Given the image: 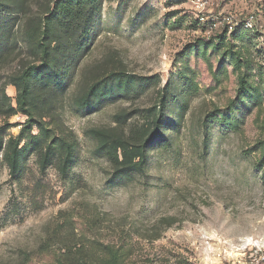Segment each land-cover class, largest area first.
Returning a JSON list of instances; mask_svg holds the SVG:
<instances>
[{
	"label": "rangeland",
	"instance_id": "374dc122",
	"mask_svg": "<svg viewBox=\"0 0 264 264\" xmlns=\"http://www.w3.org/2000/svg\"><path fill=\"white\" fill-rule=\"evenodd\" d=\"M250 17L252 29L234 32ZM221 38L223 51L243 53L264 91V0H103L57 109L78 144L69 175L39 172L31 156L16 182L0 162V264L97 262L109 253L119 264H264V92L240 108L231 129L214 115L235 99L238 72L214 52L208 61L190 53L182 60L190 46ZM26 61L21 49L5 58L0 89ZM107 71L138 79L136 93L76 110L81 88ZM170 81L187 105L178 132L170 128L171 142L151 148L143 173L112 181L90 131L133 139ZM5 93L14 106V89ZM173 106L175 119L181 104ZM25 119L0 115L4 135L16 137Z\"/></svg>",
	"mask_w": 264,
	"mask_h": 264
},
{
	"label": "trees",
	"instance_id": "16d2710c",
	"mask_svg": "<svg viewBox=\"0 0 264 264\" xmlns=\"http://www.w3.org/2000/svg\"><path fill=\"white\" fill-rule=\"evenodd\" d=\"M102 8L103 0H0V64L20 49L29 59L5 78L0 89V115L9 118L20 113L26 118L16 137H6L5 127H0V162L6 165L12 180L21 181L31 156L39 172L54 167L61 177L69 175L78 144L74 135L63 127L57 109L66 90V81L88 51L91 35L100 25ZM243 30L247 31L238 26L234 32L241 34ZM222 44V38L215 45L205 41L195 44L189 47L182 60L190 53L208 61L214 52L219 61L225 60L238 72L235 99L222 111L216 110L214 115L218 123L235 130L240 108L248 110L250 105L261 102L264 91L253 81L243 53L233 48L223 51ZM208 50L211 52L207 53ZM188 81L189 87L195 90L194 83ZM137 82L138 79L125 71L103 72L81 88L73 100L74 107L80 112L94 110L111 97L136 93ZM6 86L15 91L14 106L5 93ZM181 96H184V89H174L171 81L164 85L157 103L147 111L145 125L133 139L126 140L113 130L90 131L96 142V152L110 164L112 181L131 180L133 174L143 173L151 148L171 142L168 131L171 128L178 132L187 106L180 101ZM175 104L181 107L174 119L170 109ZM260 156L259 161L264 163V148ZM57 263L119 264V257L109 253L97 262L69 258Z\"/></svg>",
	"mask_w": 264,
	"mask_h": 264
},
{
	"label": "built area",
	"instance_id": "2783aa9c",
	"mask_svg": "<svg viewBox=\"0 0 264 264\" xmlns=\"http://www.w3.org/2000/svg\"><path fill=\"white\" fill-rule=\"evenodd\" d=\"M253 19H252V17H250L249 19H247L246 21H243V24L241 25L243 28H245V29H252V27H253ZM238 23H236V25H237ZM236 27H238V26H236Z\"/></svg>",
	"mask_w": 264,
	"mask_h": 264
}]
</instances>
